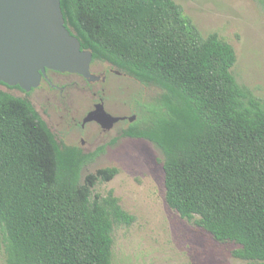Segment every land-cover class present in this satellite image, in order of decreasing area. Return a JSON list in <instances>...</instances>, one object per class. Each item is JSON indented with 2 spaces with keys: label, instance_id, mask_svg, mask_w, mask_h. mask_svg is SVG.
I'll list each match as a JSON object with an SVG mask.
<instances>
[{
  "label": "trees",
  "instance_id": "trees-1",
  "mask_svg": "<svg viewBox=\"0 0 264 264\" xmlns=\"http://www.w3.org/2000/svg\"><path fill=\"white\" fill-rule=\"evenodd\" d=\"M62 8L93 62L162 90L137 101L122 135L160 148L168 204L218 241L240 244L235 257L264 264V103L234 75V46L204 36L175 0H62ZM103 149L60 143L30 99L0 89L7 264H114V228L135 216L113 191L93 196L117 167L81 181Z\"/></svg>",
  "mask_w": 264,
  "mask_h": 264
},
{
  "label": "rangeland",
  "instance_id": "rangeland-1",
  "mask_svg": "<svg viewBox=\"0 0 264 264\" xmlns=\"http://www.w3.org/2000/svg\"><path fill=\"white\" fill-rule=\"evenodd\" d=\"M175 1L204 36L216 32L234 46V75L264 103V4L259 0ZM110 67L99 61L92 65L93 73L106 75L104 81L55 75V82L64 90L47 84L29 92L3 84L0 89L30 99L60 143L78 145L85 152L104 147L83 167L82 182L100 168L119 169L111 180L99 181L93 188V196L104 197L113 191L122 207L135 216L131 225L114 228V264H248L233 255L240 244L218 241L195 219L183 217L168 204L164 155L145 138L122 135L129 122L104 129L95 121L86 129L79 128L77 122H82L101 98L109 113L133 117L137 101L162 92ZM3 239L0 227V264H7Z\"/></svg>",
  "mask_w": 264,
  "mask_h": 264
},
{
  "label": "water",
  "instance_id": "water-1",
  "mask_svg": "<svg viewBox=\"0 0 264 264\" xmlns=\"http://www.w3.org/2000/svg\"><path fill=\"white\" fill-rule=\"evenodd\" d=\"M92 63V51L82 49L66 26L62 0H0V82L29 92L40 86L48 69L95 82L102 77L92 72ZM124 118L99 102L84 123L96 121L111 129Z\"/></svg>",
  "mask_w": 264,
  "mask_h": 264
},
{
  "label": "flooded vegetation",
  "instance_id": "flooded-vegetation-1",
  "mask_svg": "<svg viewBox=\"0 0 264 264\" xmlns=\"http://www.w3.org/2000/svg\"><path fill=\"white\" fill-rule=\"evenodd\" d=\"M93 63H95V62H93ZM93 63H92V65H93ZM103 63H108V62H103ZM110 64V63H109ZM110 68H114L111 64H110ZM93 72V71H92ZM118 73H119V71H117ZM79 75V76H81V77H83L82 75H80V74H78V73H70V72H61V71H56V70H51V69H48L47 70V73L46 74H44L43 75V77H42V81H41V84H40V86H42L43 84H47V85H49L51 88H60L61 90H64V86H60L58 83H56L55 82V75H58V76H62V75ZM102 78L100 79V80H98V81H104L105 80V78H106V75H100ZM83 78H85V77H83ZM85 80H87L86 78H85ZM87 82H91V81H88L87 80ZM96 82V81H95ZM35 89V88H34ZM33 89V90H34ZM101 100V102H103V98H101L100 99ZM98 103H96L95 104V107H96V105H97ZM92 111V110H91ZM120 116V115H119ZM121 117H125L124 119H122V120H120V121H118V122H116L115 124H114V126L116 125V124H124L125 122H128V121H130V117H128V116H125V115H121ZM92 122H95V121H90V122H87V123H84V120L82 121V122H77V125L79 126V128H81V129H86V127H87V125L88 124H90V123H92ZM101 127H103L100 123H98ZM104 128V127H103ZM123 130V129H122ZM84 141V140H83Z\"/></svg>",
  "mask_w": 264,
  "mask_h": 264
}]
</instances>
